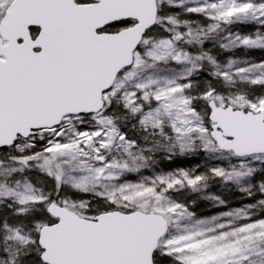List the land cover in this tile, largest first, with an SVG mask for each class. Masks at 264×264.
Masks as SVG:
<instances>
[{
  "label": "snow or ice",
  "instance_id": "obj_1",
  "mask_svg": "<svg viewBox=\"0 0 264 264\" xmlns=\"http://www.w3.org/2000/svg\"><path fill=\"white\" fill-rule=\"evenodd\" d=\"M0 264H264V0H0Z\"/></svg>",
  "mask_w": 264,
  "mask_h": 264
},
{
  "label": "rangeland",
  "instance_id": "obj_2",
  "mask_svg": "<svg viewBox=\"0 0 264 264\" xmlns=\"http://www.w3.org/2000/svg\"><path fill=\"white\" fill-rule=\"evenodd\" d=\"M254 55L255 56H260L261 55V53H254ZM196 161H193L192 163H195ZM173 167H177V166H184V167H188V166H190V165H188V164H184V165H176V164H174V165H172ZM198 211L199 212H202V213H205V214H212V212L209 210V207H208V205L206 204V203H201L200 204V207H199V209H198Z\"/></svg>",
  "mask_w": 264,
  "mask_h": 264
}]
</instances>
